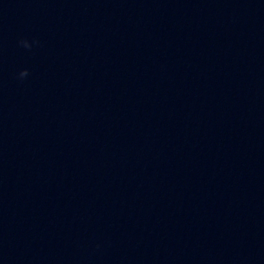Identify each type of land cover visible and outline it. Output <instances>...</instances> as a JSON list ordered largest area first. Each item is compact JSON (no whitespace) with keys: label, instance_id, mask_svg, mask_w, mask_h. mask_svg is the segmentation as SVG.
I'll use <instances>...</instances> for the list:
<instances>
[{"label":"water","instance_id":"95a60500","mask_svg":"<svg viewBox=\"0 0 264 264\" xmlns=\"http://www.w3.org/2000/svg\"><path fill=\"white\" fill-rule=\"evenodd\" d=\"M0 264H264V0L0 2Z\"/></svg>","mask_w":264,"mask_h":264}]
</instances>
